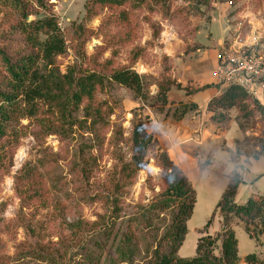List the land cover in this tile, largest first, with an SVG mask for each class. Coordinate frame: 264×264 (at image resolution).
<instances>
[{
	"label": "rangeland",
	"instance_id": "obj_1",
	"mask_svg": "<svg viewBox=\"0 0 264 264\" xmlns=\"http://www.w3.org/2000/svg\"><path fill=\"white\" fill-rule=\"evenodd\" d=\"M206 1L125 0L119 8L95 7V15L88 17L90 0H50V13L67 45L66 54L58 58L61 73L71 67L100 73L110 62L114 69L136 72L146 96L138 99L109 85L95 99L104 112L102 122L88 117L83 107L64 113L40 106L33 117L26 111L16 116L0 139V264H90L104 223L136 237L135 264L143 263L148 246L155 245V235L162 234L174 211L166 205L161 140L168 123L179 122L174 120L180 105L176 91H182V85L187 95L200 91L190 83L214 75L223 48L230 47L240 24L241 39L258 35L264 44V0ZM45 16L34 14L29 21ZM17 19L12 7L0 3V37ZM160 84L172 92L166 106L158 99ZM138 123L144 136L153 138L143 152L132 141ZM205 128L203 142L196 137L200 132L185 140L194 145L204 170L194 183L198 207L181 258L193 254L198 230L210 219L207 202L216 188L237 177L250 189V166L253 171L262 168V162L254 165L264 157V121L258 113L245 120L231 111L225 121H209ZM132 160L139 170L121 175ZM212 160L213 166L205 169ZM261 178L257 175L255 182ZM118 181L120 194L115 191ZM254 187L264 191V181ZM246 194L237 198L241 205L247 203ZM116 199L119 210L113 205ZM219 220L222 228L217 211L212 226ZM237 224L242 223L230 218L239 256L264 257V236L252 240L244 225L234 227ZM217 227L213 237L220 233Z\"/></svg>",
	"mask_w": 264,
	"mask_h": 264
},
{
	"label": "trees",
	"instance_id": "obj_2",
	"mask_svg": "<svg viewBox=\"0 0 264 264\" xmlns=\"http://www.w3.org/2000/svg\"><path fill=\"white\" fill-rule=\"evenodd\" d=\"M125 0H90L88 17L94 16L95 7L119 8ZM187 3L206 5V0H182ZM4 6L12 7L20 16L13 26L0 37V139L17 115L28 112L30 117L39 112V107L57 109L60 112L82 111L94 121H104V112L96 105V95L109 85L131 91L136 98L146 96L143 79L131 69H114L110 62L102 67V72H82L71 67L62 74L58 58L67 52L66 41L61 33L57 18L51 12L50 0H0ZM44 13L42 19L29 21L34 14ZM158 99L166 106L170 87L160 84ZM96 105V106H95ZM197 106L180 103L174 113V120L180 121ZM236 111L239 118L250 120L258 113L264 121V107L258 100L239 85H230L208 105L212 122L219 123L228 118V113ZM110 115V114H108ZM133 146L143 152L153 141L145 137L142 124L134 127ZM256 161L259 159H255ZM137 163V162H136ZM132 160L124 165L121 175L136 173L139 166ZM166 171L165 196L173 206L170 223L162 234L156 237L154 246H148L147 257L142 264H240L238 239L229 225L230 218L244 225L246 234L255 241L264 236V194L251 198L243 206L234 204L238 187L242 184L233 177L223 193L209 221L203 227V236L197 240L196 254L191 258H181L178 253L186 236L187 223L192 218L197 202V193L185 174L164 155ZM133 168V170H132ZM130 169V170H129ZM115 191L120 194L121 184L116 183ZM116 210L119 202L113 203ZM217 211L223 217V229L217 237L209 234ZM153 230V229H152ZM158 231V230H157ZM158 234V233H157ZM101 242L96 246L97 253H91L90 264H135L138 257L136 237L132 233H120L109 224L100 229ZM150 247V248H149ZM219 251V256L215 251ZM245 264H264L256 254H248Z\"/></svg>",
	"mask_w": 264,
	"mask_h": 264
},
{
	"label": "crops",
	"instance_id": "obj_3",
	"mask_svg": "<svg viewBox=\"0 0 264 264\" xmlns=\"http://www.w3.org/2000/svg\"><path fill=\"white\" fill-rule=\"evenodd\" d=\"M262 46L264 48V44ZM180 82H183V81L182 80L179 82L177 81L178 84H180ZM190 84L195 86L196 89H200V91L192 95H187V93H185L184 91V86L182 85L181 88L183 90L176 91V93L178 94L177 103H182L184 105H190V104L196 105L197 110L193 112H189L179 122H174L172 124L168 123L170 124L169 129L164 132V136H163L164 138L161 140V147H162V150L168 155L170 160L185 174V176L188 178L190 183L195 188L194 183L196 182V178L202 176V170H204V168L200 167L199 158L193 152L192 146L194 145L185 143V140L188 137L194 136L195 132H200L199 136L196 133V137L197 138L199 137L200 141L202 140L203 142V140L208 134V129L205 127L207 126V123L209 121H212L211 120L212 115L208 112V105L213 99L219 97L228 86L222 84L220 80L217 78V76L215 75V73L213 76H211L210 79L208 80L206 79V81L197 82L195 80L193 81V83L191 82ZM248 92L252 94L254 98L258 100V102H260L264 106V81L259 84H254ZM169 94L171 95L172 92H170ZM261 162L262 164H260L259 166H262V168L260 170L253 171L252 169L253 165L250 166L251 171L249 172V174L247 173L246 176L249 178L252 184L248 186L250 189H247V186L244 184H241L238 187V190H237V193L234 199L235 205L243 206L240 204L242 202L237 201V198L241 196L243 191L247 193L245 196V199H246L245 201H248V199L256 197L257 195H259V193L264 194V191H257V190L254 191V188H255L254 185H256L257 183L261 181H264V157H261L259 160L255 161L254 165H256L257 163H261ZM213 164H214V160H212L211 164H209L208 167L205 169H208L210 166H213ZM232 170H233V165L231 163V170L228 176L231 174ZM257 175L262 176L261 180H258L259 182H255ZM229 185H230V181L229 183H226L224 186L216 188V190L213 193V196L208 200L207 206L209 210H208L207 215L209 218L213 214L223 193L227 190ZM197 207H198V202H196L194 212L197 209ZM194 212H193V215H194ZM193 215L190 221L193 219ZM207 219L206 221H208ZM190 221L187 223L188 234L190 232L189 231ZM206 221H205V224H206ZM217 224H218L217 229L221 228L222 225H221V221L219 220L216 224H214V226H212L213 224L211 225L208 231L210 235H212V231L215 229V226ZM237 226H242V224L234 225V227H237ZM201 229L198 230V235H197V238L194 244V249H193L194 252L193 254H189L190 255L189 258L194 257L196 254V243H197V240L201 238L202 236L199 234V231ZM222 229L223 227L221 228L220 232L222 231ZM187 237L188 235L186 236L184 244L179 250V253H178L179 256L182 255V252H183L182 249L187 242ZM247 255L248 254L243 255L242 257L239 256L240 264H245L244 258ZM261 257L262 256H260L259 258L264 260V257L262 258Z\"/></svg>",
	"mask_w": 264,
	"mask_h": 264
},
{
	"label": "built area",
	"instance_id": "obj_4",
	"mask_svg": "<svg viewBox=\"0 0 264 264\" xmlns=\"http://www.w3.org/2000/svg\"><path fill=\"white\" fill-rule=\"evenodd\" d=\"M241 26L236 27L230 47L223 48L215 75L222 84L239 85L248 92L264 81V48L258 35L241 39Z\"/></svg>",
	"mask_w": 264,
	"mask_h": 264
}]
</instances>
